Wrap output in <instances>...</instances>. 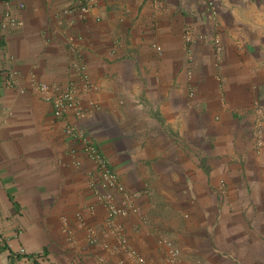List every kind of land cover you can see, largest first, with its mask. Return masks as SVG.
<instances>
[{"label":"crops","instance_id":"1","mask_svg":"<svg viewBox=\"0 0 264 264\" xmlns=\"http://www.w3.org/2000/svg\"><path fill=\"white\" fill-rule=\"evenodd\" d=\"M77 3L0 0V14L9 6L23 22L0 38V67L18 73L13 89L0 84V264H117L120 257L89 244L87 228L116 245L104 235V208L85 209L94 200L95 165L34 90L40 82L78 85L70 46L82 52L98 89L78 92L84 113L67 122L94 138L136 195L140 213L123 223L145 264H264V209H247L264 203V178L254 174L258 165L264 170V146L262 163L252 164L251 151L237 163L230 156L243 151L228 128L264 121V0H97L86 15L65 13ZM190 80L207 90V106L204 96L189 100ZM206 136L213 141L204 147Z\"/></svg>","mask_w":264,"mask_h":264},{"label":"built area","instance_id":"2","mask_svg":"<svg viewBox=\"0 0 264 264\" xmlns=\"http://www.w3.org/2000/svg\"><path fill=\"white\" fill-rule=\"evenodd\" d=\"M157 4L160 0H155ZM97 0H78L76 7H71L65 11L68 15H73L74 9H77L81 15L88 14L91 9L96 6ZM23 7V5H21ZM23 26L22 20L8 6L2 14H0V38L1 34L6 33L11 29H18ZM185 45H190L194 42L193 31L188 28L184 32ZM213 48L218 55L223 53V47L219 37L212 38ZM160 52L161 49L157 47ZM71 62L70 68L76 73L78 85L73 83L62 84L61 82H40L34 85V90L37 92L41 100L48 102L52 106V116L56 122H65V133L73 138L78 143H81L82 152L87 160L95 165V178L91 182L90 188L93 190L94 200L85 206V209L91 214L98 207L105 210L104 218V235L112 236L116 240L115 248L100 243L96 232L92 228H87V240L91 245H100L103 249L109 248L120 255L117 264H145V259L142 254L135 249L128 240L125 233L124 220L129 216L138 215L140 213L136 205V195L130 192L122 182L121 177L111 167L104 154H102L99 146L94 138L85 136V134L77 129L73 124L67 122L69 116L80 117L84 113L78 99V92H96L97 87L93 84L89 72L86 59L79 49L70 46ZM18 73L15 71L7 72L0 67V84L5 88L13 89L16 85ZM81 90V91H80ZM2 101L0 100V107ZM258 112L261 114L260 110ZM262 143L259 144V146ZM74 164L79 167L83 164L82 159H78ZM83 209V210H85ZM83 213L76 214L79 225L85 227ZM68 233V231L66 230ZM178 251H174L177 255ZM102 264H109L102 261Z\"/></svg>","mask_w":264,"mask_h":264},{"label":"rangeland","instance_id":"3","mask_svg":"<svg viewBox=\"0 0 264 264\" xmlns=\"http://www.w3.org/2000/svg\"><path fill=\"white\" fill-rule=\"evenodd\" d=\"M223 60V58H222ZM220 66V65H219ZM216 90L215 91V103L220 108L223 107V104H226V92L224 90L225 88V75L222 71V69H219L218 75L216 74ZM207 90L199 91L196 86L192 84V81H189V89H188V97L189 100H196L198 97L206 99ZM205 105L207 106V99L205 100ZM209 108V107H208ZM210 109V108H209ZM190 112V116L194 118V114ZM209 113L207 109H205V114ZM257 119V120H256ZM214 123L219 122L218 114L214 115L213 119ZM228 128L230 131H233V133L236 135V142L237 144L240 142V145H236L237 149L240 151H243V153H239V155L230 156V159H235L237 163L243 164L246 160L249 161V159L245 158L244 152L247 153L248 151H251L253 153V161L252 164H259L262 163L260 160V151H262L264 146V121L260 120V118L256 117L254 121L251 120H245V121H233L229 123ZM191 130V127H190ZM195 130V128H194ZM222 130V129H221ZM212 136H206L205 137V146H210V143L212 142ZM215 141V140H214ZM262 143L260 146L259 144ZM190 146H197V140L196 138L191 139V142L189 144ZM259 158V160H258ZM255 168V167H254ZM256 171H254V174L257 173V178L261 180V178H264V170H261L260 166L258 165L256 168ZM244 179V177H242ZM259 190L258 183H253V190ZM249 195L252 192L250 189H248ZM246 200H244L245 203L248 202L250 196H244ZM236 202H240V197L236 196ZM253 201V199H252ZM235 202V201H233ZM256 202V201H253ZM239 204V203H238ZM261 205V206H260ZM259 207H261V210L264 209V203H251L250 206L247 207V209L251 210L253 208L254 210H258Z\"/></svg>","mask_w":264,"mask_h":264}]
</instances>
